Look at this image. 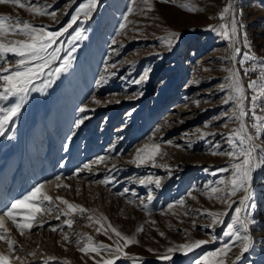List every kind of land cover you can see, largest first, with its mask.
Returning a JSON list of instances; mask_svg holds the SVG:
<instances>
[{
	"label": "rangeland",
	"instance_id": "rangeland-1",
	"mask_svg": "<svg viewBox=\"0 0 264 264\" xmlns=\"http://www.w3.org/2000/svg\"><path fill=\"white\" fill-rule=\"evenodd\" d=\"M22 2L41 8L45 14L9 3L0 4V15L55 32L67 26L86 0ZM151 3L152 10L142 13L143 0L135 4L132 0H97L91 16H81L48 49H61L59 59L50 65L56 68L75 48L67 70L58 77L45 74L37 78L35 88L43 87L48 79L54 82L43 91H31L18 115L0 134V215L40 184L45 186L42 191L53 198L60 196L89 210L83 215L75 212L70 217L61 216L59 220L55 211L51 215L38 213L34 226L24 235L5 217L6 234L22 247L14 255L24 258L25 264H94L95 253L80 252L76 240L81 238L83 246L91 236L93 245L103 243L114 248L119 238L108 228L109 223L138 241L124 247L127 255L115 264H196L225 243L231 245L226 264H264V167L253 173V197L249 203L255 207L247 210V234L252 243L242 254L240 243L223 233L243 192L232 197L236 203L231 209L210 192L212 187L223 188L220 181L231 174L218 171L231 168L229 157L212 153L230 150L227 136L239 124L230 118L235 101L223 103L230 94L229 89L220 88L227 83L226 69L240 74L248 112L245 122L249 132L255 133L253 121H249L252 92L247 84L259 76L258 65L264 62V0H232L238 21L234 46L240 49L239 54L234 53L232 43L208 27L228 22L219 19L228 0ZM184 3L198 10L185 11L179 7ZM129 7L134 9L131 14ZM121 23H126L123 30ZM76 31L82 32V38L72 40ZM170 31L178 32L180 39L169 49L163 40ZM19 39L24 37H5L6 41ZM245 54L256 59L244 61ZM8 60L14 62L15 57L8 54ZM252 66H257L256 71L245 74ZM145 73L147 79L135 83ZM101 77L106 82H101ZM93 98L101 103H95ZM12 102L10 98L0 105L8 107ZM82 107L88 111L82 113ZM256 111L262 114L261 107ZM81 119L84 122L77 126ZM262 142L264 131L257 140ZM145 144L160 145L154 163H129ZM100 157L104 159L96 162ZM57 176L60 181H56ZM148 177L159 178V187L139 183ZM105 180L108 183H101ZM56 204L66 208L58 201ZM46 206L47 202L42 207ZM205 210L228 214L223 224L212 225ZM24 211L19 210L18 221H22ZM88 215L93 216L92 221L86 219ZM67 218L74 221L71 228L64 224ZM53 227L57 231H51ZM141 227L143 230L137 232ZM240 231L245 234L243 229ZM65 234L68 241L63 239ZM197 240L208 243L186 253L177 250L171 260L157 259L169 247ZM120 243L123 246V241ZM0 252H7L2 241ZM29 252H36V256H29ZM101 255L108 258L103 251ZM49 256L56 259L48 260Z\"/></svg>",
	"mask_w": 264,
	"mask_h": 264
},
{
	"label": "snow or ice",
	"instance_id": "snow-or-ice-1",
	"mask_svg": "<svg viewBox=\"0 0 264 264\" xmlns=\"http://www.w3.org/2000/svg\"><path fill=\"white\" fill-rule=\"evenodd\" d=\"M133 4L136 0H132ZM163 3H175V0H161ZM13 4L18 5L20 8H27L29 11H33L36 14L44 15L45 12L39 7L33 8L29 4H25L22 0H0V4ZM97 0H86V3H82L76 10V14L72 15L70 22L66 27L59 31L51 32L47 31L45 28H37L28 22H22L18 19L13 20L12 17L8 15H0V102L9 101L10 98L14 100L8 107L0 105V134H3L5 126L13 120L14 117L18 115L21 108L27 102L29 93L31 91H43L44 88L50 86L54 80L48 79L44 81V86L41 88L33 87L34 81L41 75H47L48 77H58L63 71H66L71 63V53L75 51V48L71 49L65 56L63 62L59 67L50 68V65L59 59L57 53L61 51L59 47L55 48L54 51L49 52L48 49L52 47L57 41V38L62 36L69 28H72L73 24L83 16L85 19L89 18L92 12L96 8ZM145 7L141 9V12H147L152 10L151 0H143ZM179 7L185 11H197L194 6L184 3L180 4ZM134 11L132 7H129L128 12L131 14ZM50 15L55 18L56 13L52 12ZM127 22L128 17H124ZM219 19L221 21L227 20V23H222L219 26L209 25V29L217 32L223 37L224 40L229 41L233 44V51L236 54L240 53V49L234 46V42L237 37L238 31V21L235 18V14L232 8V0H228L226 6L223 7L222 11L219 13ZM126 28V23L120 24V29ZM7 36H23L24 39L19 40H5ZM82 38V32L76 31L72 40H78ZM180 39V34L175 31L168 32L167 36L164 38L163 43L170 49L178 40ZM245 39H247L245 34ZM72 41L70 40L69 43ZM116 41H113L115 43ZM250 47V45H249ZM8 54L15 57L14 62H9ZM235 59V57H232ZM249 59L255 60V56L244 55V61ZM241 61V63H244ZM115 67V65H112ZM259 76L256 79H251L247 88L251 90L252 95L251 100V116L253 123L251 125L255 133H250L248 126L245 122V118L248 116V112L245 111L244 101L246 99L245 86L241 83L240 74L238 71L229 68L226 71L229 73L227 77V83L221 84L220 88L229 89L230 94L224 99L223 103L227 104L229 101H235L234 111L230 118L239 121L238 127L229 132L227 136V143L230 146V150L226 152H216L213 155H225L229 157L231 168H221L220 172H230V177L220 181L223 188L212 187L210 192L217 194L216 199L220 200L222 204L226 206L227 209H231L233 203L236 201L232 200L237 193L243 192V196L239 199V206L235 207L234 215L231 217V222L227 223V230L224 231V236L230 237L233 242L240 243V253L248 251L252 243V238L247 234L248 225L250 223V218L248 215V208H254V204H250L249 201L253 197L252 180L253 173L261 167H264V142L257 143L259 139V133L264 131V62L259 65ZM257 66H252L246 69L245 74L248 72H255ZM45 69H49L45 73ZM147 79V73L140 76L135 83L140 84ZM101 82H106L104 77H101ZM95 103L100 104L99 100H95ZM119 102V101H117ZM257 107H261L262 114H257ZM80 111L86 112L88 109L86 107L80 108ZM225 115H228L225 113ZM87 117H84L86 119ZM84 122L83 119L77 122V126ZM227 127V125H225ZM171 143V142H169ZM160 153L159 144H145L142 148L137 149L135 158L129 163L136 164L140 166L148 162L155 161V157ZM104 158H98V161H102ZM85 168H89V165H85ZM83 171V169H81ZM59 176L56 177V181H60ZM101 183H108L107 180L101 181ZM140 184H151L155 183L157 187L160 185V179L148 177L146 180H140ZM68 187V185L57 184V187ZM44 185L40 184L35 186L27 195L23 196L22 199H17L11 203L9 207L0 215V241L4 242L7 246V252H0V264H25L24 258L14 255L15 251L22 250V247L17 244L16 241L10 238V234L7 233V229L4 228L5 217L11 221L14 227L20 232L21 235L25 234V231H30L34 226V221L37 220V214L44 212L51 215L53 211L57 214L55 218L60 219L61 216L70 217L73 213L79 212L80 214H85L89 210L85 209L83 206L70 203L68 200L63 199L60 196L53 198L46 192L42 191ZM127 191V190H125ZM221 193H223L221 195ZM123 195V193H121ZM211 198V197H210ZM149 200L152 197L149 195ZM56 201L60 205H65L66 208H60ZM47 202L46 207H42ZM146 207V205H145ZM172 205H169L171 208ZM25 210L23 213L22 221L17 220V215L20 214L19 210ZM206 214L212 218L211 224H223V217L227 215V211L220 212H210L205 210ZM89 221L93 220L92 215L86 216ZM106 219V217L104 218ZM74 221L71 218L64 220V224L69 228L72 227ZM98 223V221H97ZM42 226V223H41ZM211 226V225H210ZM108 228L111 229L112 233L115 234L119 239L115 242V247L110 245H105L100 243L98 245L92 244V237H87V242L81 246V238L76 240L78 250L85 255L89 253H95L92 257L94 264H115V261L121 256H126L127 253L124 252V247H127L130 243H137L135 237H129L123 235L115 227L108 224ZM241 229H243L245 234H241ZM141 228H137V232L142 231ZM51 231H57V228L53 227ZM99 231V229H97ZM107 235V231L104 233ZM163 235V233H161ZM112 237L109 236V239ZM65 241L69 240V237L65 234L63 236ZM120 241H123V246ZM208 243L205 240H197L194 243L178 245L175 248L169 247L166 253L157 256V259L171 260L172 254L177 251H191L194 248H198L201 245ZM107 253V257L101 255V252ZM152 251V249H149ZM231 251V245L225 243L223 247L217 248L213 252H208L196 261V264H226L225 258ZM29 256L35 257L36 252H29ZM100 257V259H96ZM220 257V259H210ZM48 260H55L56 257L49 256ZM139 259V258H137ZM236 259L239 260L240 256L237 255Z\"/></svg>",
	"mask_w": 264,
	"mask_h": 264
},
{
	"label": "built area",
	"instance_id": "built-area-1",
	"mask_svg": "<svg viewBox=\"0 0 264 264\" xmlns=\"http://www.w3.org/2000/svg\"><path fill=\"white\" fill-rule=\"evenodd\" d=\"M249 121H251V122L253 121V120H252V116H251V115H250Z\"/></svg>",
	"mask_w": 264,
	"mask_h": 264
}]
</instances>
